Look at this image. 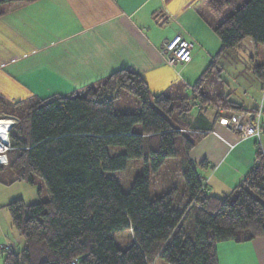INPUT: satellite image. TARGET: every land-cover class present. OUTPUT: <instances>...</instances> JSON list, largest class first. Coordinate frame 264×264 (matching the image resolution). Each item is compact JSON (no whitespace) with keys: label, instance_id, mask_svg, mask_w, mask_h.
<instances>
[{"label":"trees","instance_id":"16d2710c","mask_svg":"<svg viewBox=\"0 0 264 264\" xmlns=\"http://www.w3.org/2000/svg\"><path fill=\"white\" fill-rule=\"evenodd\" d=\"M23 1L0 0V16L3 6ZM228 4L207 0L208 10L219 18L213 30L220 47L191 86V97L182 81L151 94L144 78L124 67L78 94L14 103L20 116L9 132L6 166L13 181L33 183L39 177L48 199L25 203L16 198L5 205L23 245L4 248L2 264H218V243L264 237V155L258 142L253 164L224 197L207 194L201 173L187 160L177 197L171 190L149 195V171L179 150L187 153L202 137L203 131L183 132L189 128L181 117L194 105L215 107L216 121L227 116L218 108L249 112L227 99L218 61L246 38L264 52V0H242L221 16ZM252 72L262 83L264 61ZM123 92L136 99L137 111H114ZM110 145L124 150L110 155ZM140 157L144 171L129 191L104 175ZM119 226L132 238L123 249L109 235Z\"/></svg>","mask_w":264,"mask_h":264},{"label":"crops","instance_id":"0c3cea01","mask_svg":"<svg viewBox=\"0 0 264 264\" xmlns=\"http://www.w3.org/2000/svg\"><path fill=\"white\" fill-rule=\"evenodd\" d=\"M2 9L0 105L12 108L14 103L30 98L83 92L124 67L137 71L150 93L158 94L172 83L177 84L176 74L159 55L166 40L180 34L192 42L190 62L178 65L180 74L183 72L190 82L198 79L220 47L213 30L219 18L208 10L207 0H25ZM243 47L250 53L249 60H245L249 69L244 67L247 71L240 74L243 64L237 66L235 61L230 76L234 80L245 76L254 87L258 84L256 89L261 88L250 64L253 58L250 47L256 46L245 39L238 49ZM218 65L225 70L220 61ZM224 82L223 92L228 96L229 92L224 91L228 82ZM184 94L193 95L192 91L190 95L187 91ZM258 100L257 95L249 96L235 105L251 112ZM217 110L227 116L235 112ZM215 113L212 105H194L181 120L189 128L183 131L187 136L193 134L189 132H204L187 157L208 179L205 192L224 197L253 164L257 141L239 140L236 132L216 121ZM260 144L264 155V132ZM201 161L206 166L199 167ZM13 179L14 173L6 165H0V259L4 244L11 242L13 235L5 208L10 202L6 187ZM216 256L218 264H264V237L220 242L216 245Z\"/></svg>","mask_w":264,"mask_h":264},{"label":"rangeland","instance_id":"374dc122","mask_svg":"<svg viewBox=\"0 0 264 264\" xmlns=\"http://www.w3.org/2000/svg\"><path fill=\"white\" fill-rule=\"evenodd\" d=\"M242 0H229V4L227 8L223 11L221 16L228 15L234 7H237ZM246 40H249L251 44H255L256 49L254 47H250L251 50V66L258 65L264 61V52L263 47L259 43H253L249 38H246ZM246 45L244 44V47ZM243 47V49H236L235 51H231L228 53H223L220 56V63L224 67L221 70V77L228 83H226L224 87L225 92H229V95L227 96L228 100H234L232 101L234 104L237 103V101H242L245 99H248L249 96H260V88L256 89L257 84L255 87L252 85V81H246L245 76L238 77L237 79L231 78L230 74L233 72L234 63L237 66H241L242 63L243 66L240 67L242 72H246L245 68L249 69V65H247V62L245 60H249V52ZM220 67V66H219ZM245 67V68H244ZM221 68V67H220ZM239 68V67H238ZM177 83H184L186 85L185 91L190 95V88L194 82L189 81L188 77L186 78L181 72L179 76H175ZM185 79V81H184ZM252 80V79H251ZM182 81V82H181ZM234 81V84H232ZM239 84H238V83ZM249 82V83H248ZM78 94V93H77ZM242 99V100H241ZM138 109V102L136 99L128 95L127 93H122L119 98H117L114 101V111L119 113H125V112H134ZM0 116H14L18 119L20 116L19 110L13 109L10 105L4 104L0 105ZM18 122V121H17ZM137 128L138 125H135ZM259 146L261 147V144L259 143ZM108 153L110 155H116L121 152H123L124 148L121 146H113L110 145L107 147ZM189 152V151H188ZM187 153L178 151V154L173 157L166 158L163 165L157 170V171H149V195L150 197L159 196L162 193L168 192L169 190L172 191V194L174 197H177L179 193L181 192V188L183 185V177H182V169L185 164V160L190 161L189 157H187ZM146 153V151H145ZM186 157V159H185ZM144 159L143 157L140 158H132L129 159L126 163V167L122 170H116V171H104V175L108 177H112L116 179V181L119 183L120 188L122 191L127 192L130 189V186L132 184L133 179L136 175L139 173H142L144 170ZM207 179V178H206ZM208 182V179L206 181V184ZM7 191L6 194L8 195L9 201H12L16 198H21L25 203H32L36 201H43L48 199V194L46 191V188L42 182V180L39 177L34 176L33 183H28L25 181H13L12 184H10L8 187H6ZM7 213V211H5ZM8 214V213H7ZM10 226L11 222H10ZM8 227V225H7ZM12 229V236H10L11 242L8 244H4L1 252L3 249L8 246L9 249L11 248H21L23 245V239L22 237L16 232V230L11 227ZM111 237H113L115 244L123 249L129 246L132 242L130 231L125 226H119L115 230H113L110 234ZM2 259H0V264H2ZM155 264V263H154ZM156 264H163L161 261H159Z\"/></svg>","mask_w":264,"mask_h":264},{"label":"built area","instance_id":"2783aa9c","mask_svg":"<svg viewBox=\"0 0 264 264\" xmlns=\"http://www.w3.org/2000/svg\"><path fill=\"white\" fill-rule=\"evenodd\" d=\"M192 42L184 39L180 34L174 35L166 40L159 49V55L164 62L179 76L178 65L184 66L191 60ZM260 96L254 110L251 112H236L228 116H221L218 123L229 130L236 132L239 140L254 138L260 143L261 135L264 132V81L261 83ZM14 116L0 117V165H7V152L11 148L9 132L17 123ZM207 179L203 178L206 184ZM5 248H8L6 246ZM73 264V262L71 263Z\"/></svg>","mask_w":264,"mask_h":264}]
</instances>
